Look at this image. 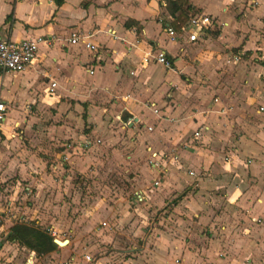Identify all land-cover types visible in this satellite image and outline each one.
I'll return each instance as SVG.
<instances>
[{
	"label": "crops",
	"instance_id": "obj_1",
	"mask_svg": "<svg viewBox=\"0 0 264 264\" xmlns=\"http://www.w3.org/2000/svg\"><path fill=\"white\" fill-rule=\"evenodd\" d=\"M173 1L63 0L57 7L53 0H0V41L32 38L46 40V43L38 44L36 60L24 71L0 74V103L5 109L4 121L0 123L2 180L17 177L23 181L30 179L32 183V176L40 175L45 168L43 156L50 153L51 140L55 141L58 133H61V137L67 135L60 129L56 130V134L50 124L39 123V117L35 115L39 110L45 109L46 101L67 99L75 105L81 103L84 108V100L88 99L91 102L87 107L90 116L97 114L101 120V115L119 109V112L122 111L121 122L126 123L132 118L137 122L135 124L140 123L141 115L138 117L134 114L140 109L139 103L146 95V88L140 90L138 86V90H135L134 83L142 81L140 78L136 79L139 72L145 73L148 70L144 69L154 66L142 65L141 57L150 50L159 49L164 51L173 67L174 54L184 46H194L203 41L208 32L213 30H209L201 40L192 45L183 44L184 35H181L182 41L170 43L163 28L166 25L173 28V24H178V12L171 14L168 6ZM231 2L232 0H184L179 4V11L182 13L189 6L197 9L198 13L195 14H204L214 20L215 17L220 18L219 14H223L227 16L226 20L221 19L225 22L231 19L226 7ZM237 2L239 7H243L242 4L245 3ZM207 3L214 6L208 9ZM253 6L252 10L237 21L241 39L252 36L253 43L249 44L248 40L240 45L244 54L257 51L261 52L262 58H257L255 67H250L249 71L243 68L248 61L242 60L240 68L243 70L236 77L245 82L244 88L234 95L228 94L227 98L224 96L222 103L217 99L213 109L208 108L206 117L194 116L197 122L192 123V133L198 131L200 137L213 128V135L216 137L212 144L232 147L229 154L233 158L228 160L224 156L221 158L218 153L210 154L201 149L192 153L182 151L179 156L174 154V157L180 158L187 168L195 171L193 173L189 170L193 178L180 179L177 173H174V177L169 175L167 178L168 181L174 178V192L176 185L179 187L181 183L189 184L191 180L195 183L191 188L192 196L187 193L182 201L189 200L186 213L191 214L200 208L198 225H207L206 233L215 237L201 251L205 259L203 264H264V111L257 110L259 106L264 108V88L260 89L258 84L262 79L261 74L264 76L260 65L264 59V37L259 35L255 38V32L251 30L253 26L255 30L259 26L264 27V0H255ZM189 15L193 14L187 13L184 22ZM222 27L229 29V23H223ZM73 32L88 37L87 41L94 45L96 52H90L81 43L70 44L69 38ZM169 46L175 47V52L170 51ZM88 68H93L92 74H88ZM79 74H83V78ZM51 83L54 84L53 93L48 94L47 89ZM245 87L250 88L245 91ZM203 102L208 100L200 103ZM104 105L105 107H100ZM94 108L95 111L90 110ZM220 110L222 113H219ZM143 117L144 124L150 122V119L156 121L155 116L146 110H143L142 121ZM42 119L44 121L46 118ZM158 123L161 129L162 121ZM175 129L177 126L174 125ZM13 133L15 137H11L14 136ZM192 133L190 143L199 142L201 138L194 140ZM232 133L236 134L234 138H231ZM149 134L153 135L148 136ZM149 134L140 132L138 140L146 141L152 147L156 145L157 137L163 138L158 136L159 131L156 130ZM242 144L247 150L244 159L238 153ZM75 151H83L82 144L62 153L70 156V152L74 154ZM87 159L88 157L84 160L72 157L68 161V164H72L69 171L78 172L83 169ZM156 160L157 158L154 161L159 164L160 170H153L150 166L149 170L154 174L152 181L158 180L159 185L161 176L164 178V166L160 164V160ZM246 160L250 161L247 172L239 171L238 168L241 169ZM149 161L153 162V159ZM219 168L231 170L235 176L232 178L230 172L223 173ZM165 183L167 181L162 184L163 187ZM183 192L180 196L184 195ZM190 196L201 199L204 204L200 205L196 200L192 202ZM213 208L214 214L207 219L206 212H213ZM184 258L189 262L202 259H193L192 252L185 253Z\"/></svg>",
	"mask_w": 264,
	"mask_h": 264
},
{
	"label": "rangeland",
	"instance_id": "obj_2",
	"mask_svg": "<svg viewBox=\"0 0 264 264\" xmlns=\"http://www.w3.org/2000/svg\"><path fill=\"white\" fill-rule=\"evenodd\" d=\"M241 1L245 2L243 7H239L236 0L226 6L231 17L225 21L229 23V29L222 27L227 16L219 14L220 18L215 17L218 24L203 41L184 46L174 54L173 67L165 69L154 65L144 69L148 70L145 73L139 72L136 79L142 81L134 83V89L138 90V86L140 90L146 88V95L134 116L141 115V124H135L137 122L132 118L126 123L121 122L122 111L119 109L101 115V120L97 114L90 116L88 99L84 100V108L81 103L75 105L67 99L44 103L45 109L35 115L39 117V123L50 124L55 133L60 129L67 135L61 137V133H56V140L50 142V153L43 156L45 168L40 175L32 176V183L30 179L0 178V264H203L201 251L215 237L206 233L207 225H198L200 208L186 213L189 200L182 201L187 193L192 196L191 188L195 183L190 179L189 184L176 185L174 192V178L169 181L167 178L169 175L174 177V173L180 179L192 177L189 174L192 169L174 157L182 151L192 153L201 149L210 154L218 153L228 160L233 158L229 154L232 147L212 144L216 137L213 128L199 137L197 143H190V134L192 123L197 122L194 116L206 117L208 108L212 110L217 99L222 103L224 96L227 98L228 94L234 95L244 88L245 82L236 77L243 70L240 68L242 60L248 61L243 68L249 71L250 67H255V60L263 56L257 51L245 54L242 51L241 43L249 40L252 44L253 41L252 36L241 39L237 21L254 8L255 0ZM207 4L208 9L214 6ZM196 10L188 6L182 13L195 14L198 13ZM254 28L251 30L255 32V38L264 37V27ZM175 49L169 46L170 51L175 52ZM79 76L83 78V74ZM260 78L257 83L263 89L264 76L261 74ZM247 88L250 87L244 90ZM203 100L208 102L200 103ZM143 110L155 116L157 122L150 119L144 124L145 116L141 120ZM42 117L46 119L43 121ZM174 125L177 126L175 130ZM154 130L159 131L158 136H163L155 139L156 145L150 147L146 141L138 140L140 132L149 134ZM234 136L236 134L232 133L231 138ZM79 144L83 151L70 152V156L62 153ZM239 150V156L246 158L247 150L243 144ZM153 153L160 156V164L164 166V178L161 176L156 187L151 184L154 174L149 170ZM72 157L83 160L88 157L83 169L69 171L72 164L68 161ZM241 166L239 171L247 172L248 165ZM219 170L231 173L225 168ZM231 174L233 178L235 173ZM165 181L167 184L163 187ZM181 192L183 196H180ZM138 193L141 202H138ZM191 196L192 202L204 204L201 199ZM214 211V208L213 212L207 211L206 218L209 219ZM18 221L33 222L50 232L53 239L66 240L67 245L36 257L14 242H3L8 229ZM190 252L193 259H202L186 261L184 254Z\"/></svg>",
	"mask_w": 264,
	"mask_h": 264
},
{
	"label": "built area",
	"instance_id": "obj_3",
	"mask_svg": "<svg viewBox=\"0 0 264 264\" xmlns=\"http://www.w3.org/2000/svg\"><path fill=\"white\" fill-rule=\"evenodd\" d=\"M214 25H216V21L212 17L204 14H193L187 17V20L179 26L178 30H175L172 27L166 25L163 28V33L170 43L182 41L181 35H184L183 44L192 45L201 40L209 30H212ZM87 38L88 37L80 36V34L73 32L70 35L69 43H81L85 49L89 50L90 52H96L94 45L91 42L87 41ZM41 42L46 43V40H43L42 38H32L19 41H0V74H16L28 68L36 60L38 49L37 47ZM141 64L159 65L165 69L171 68V62L166 58L164 51L159 49L150 50L145 53L141 57ZM87 72L88 74H92L93 68H88ZM53 87L54 84L51 83L50 87L47 89L48 94L53 93ZM263 111L264 108L262 106H259L258 112ZM4 112V106L0 103V123L4 121ZM199 133L200 132L198 131H194L191 135L192 138L194 140H198L200 137ZM11 137H15V134ZM159 157L160 156H157V154L155 153L151 154V158L153 159V162L149 161V166L151 169L160 170L159 164L154 161V159L156 158L157 160H160ZM249 164V160H246L244 163V165ZM158 173H160V171ZM189 174L192 175V173ZM151 184L152 186L156 187L158 185V180H153ZM149 188L150 187H148L147 189ZM137 199L138 202H141L140 194L139 196H137Z\"/></svg>",
	"mask_w": 264,
	"mask_h": 264
},
{
	"label": "trees",
	"instance_id": "obj_4",
	"mask_svg": "<svg viewBox=\"0 0 264 264\" xmlns=\"http://www.w3.org/2000/svg\"><path fill=\"white\" fill-rule=\"evenodd\" d=\"M183 1L184 0H174L168 3L169 9L172 11L171 14L178 12V24L172 25L175 30L179 29V26L186 18L185 15L179 11V4ZM62 2L63 0H53L54 5L57 7L60 6ZM260 65L264 70V59L260 62ZM52 240L53 237L50 232L41 229L33 222L18 221L8 229L3 242H14L29 252H32L36 257H39L54 252L57 249V246L53 244Z\"/></svg>",
	"mask_w": 264,
	"mask_h": 264
},
{
	"label": "water",
	"instance_id": "obj_5",
	"mask_svg": "<svg viewBox=\"0 0 264 264\" xmlns=\"http://www.w3.org/2000/svg\"><path fill=\"white\" fill-rule=\"evenodd\" d=\"M52 242H53V244H55L57 247H62V246H64V245L67 243L66 240L57 241L56 239H53Z\"/></svg>",
	"mask_w": 264,
	"mask_h": 264
},
{
	"label": "bare ground",
	"instance_id": "obj_6",
	"mask_svg": "<svg viewBox=\"0 0 264 264\" xmlns=\"http://www.w3.org/2000/svg\"><path fill=\"white\" fill-rule=\"evenodd\" d=\"M57 240V239H56ZM57 241H59V240H57Z\"/></svg>",
	"mask_w": 264,
	"mask_h": 264
}]
</instances>
